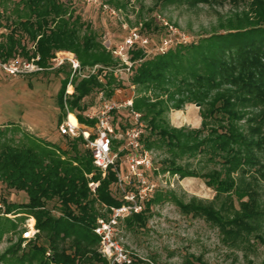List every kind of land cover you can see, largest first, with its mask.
I'll return each instance as SVG.
<instances>
[{
	"label": "trees",
	"instance_id": "1",
	"mask_svg": "<svg viewBox=\"0 0 264 264\" xmlns=\"http://www.w3.org/2000/svg\"><path fill=\"white\" fill-rule=\"evenodd\" d=\"M103 1L115 9L125 6L123 0ZM162 1L192 6L224 0ZM229 1L247 5V10L239 14L247 21L243 26L231 24L224 31L152 54L145 46L135 44L130 50L133 64L129 79L136 90L133 109L141 113L145 122L144 146L168 156L161 162L162 173L177 174L180 178L202 176L217 194L233 193L237 199L248 196L240 207L251 210L237 220L239 232L223 230L224 238L235 235L237 240L252 232L250 222L264 217V210H252L256 186L247 182L241 187L233 176L240 170L243 172L244 165L259 163L256 152L264 154V0ZM72 4L71 0H0V28L5 29L0 33V57L38 55L37 63L49 67L54 53L65 51L74 54L81 67L98 64L97 73L82 78L73 74L70 79L72 71L67 64L56 69V73L64 74L57 93L58 106L63 109V95L71 81L74 90L66 97V107L78 111L79 121L85 122L82 112L93 103H86L85 98L98 90L111 97L122 81L114 74L118 59L102 45L97 31L75 12ZM140 23L139 32L144 34L164 28L151 18ZM100 74L104 76L102 80ZM187 103L200 105L202 127L209 120L218 123L209 138L193 141L195 131L176 128L167 120L166 112L181 109ZM247 108H261L263 113L247 116L244 130L240 121ZM63 110L65 116L67 110ZM254 122L256 125L251 126ZM64 137L67 145L61 147L21 130L15 123L0 127V183L26 195V200L20 203L2 199L5 212L19 214V220L34 217L38 229L36 236L27 240L25 249H21L25 239L19 234L18 243L0 254V263L109 264L97 250L99 237L93 228L98 216H105L110 206L121 203L114 188L116 172L110 168L102 177L83 138ZM198 153L205 155L200 162L219 167L199 173L190 168L191 163H177L178 159L195 157ZM238 180L241 181L240 177ZM90 181L98 182L95 192L88 186ZM161 196L156 191L141 213L125 217L122 220L125 227L145 226L150 206ZM49 202L54 205L49 207ZM184 207L223 229L224 219L212 207L193 204ZM17 228V222L0 216V241L6 232L17 233ZM130 264L148 263L132 257Z\"/></svg>",
	"mask_w": 264,
	"mask_h": 264
},
{
	"label": "rangeland",
	"instance_id": "2",
	"mask_svg": "<svg viewBox=\"0 0 264 264\" xmlns=\"http://www.w3.org/2000/svg\"><path fill=\"white\" fill-rule=\"evenodd\" d=\"M71 1L75 12L97 31L98 38L105 48L120 43L130 30H139L140 22L144 20L151 18L156 24H163L164 28L161 31L151 29L147 34L141 33L148 38L145 49L150 54L158 52L165 39L170 40V43L163 47L164 51L169 46L178 43L187 44L213 32L224 31L231 27V24L235 27L243 26L247 22L239 15L248 8L242 1L233 3L224 0L213 4L190 6L186 3H169L162 0H123L125 6L119 9H115L110 4H105L106 8L103 7V0ZM49 65L47 69L24 76H9L0 71V127L4 128L8 123H15L21 130L33 136L66 147L67 139L59 134L58 125L65 117L63 109L67 108L66 97L73 92L74 87L73 84L68 87V84L66 85L71 93L66 97L64 93L62 109L56 99L64 74L56 73V69L60 66H53L50 60ZM80 68L81 71L75 73L71 68L72 76L74 74L82 78L83 75L95 74L100 66L98 65L94 72V66L80 65ZM114 74L122 81V86L117 87L111 97L119 99L126 96L133 97L136 90L130 82L129 74L122 69ZM103 77V74H100V80ZM100 91L102 90L86 97L85 102H97L96 95ZM197 104L187 103L181 109H170L165 115L171 126L195 131L192 140L202 141L209 138L211 129H216L218 123L209 120L202 127L200 105ZM244 112L245 117L240 124L246 130L244 126L246 117L252 114L260 115L263 110L247 108ZM250 125L255 126L256 123ZM152 152L153 162L160 168L161 162L168 156L160 150ZM256 154L258 159L256 162L259 163L244 165V171L240 170L233 176L241 187L247 182L256 186L254 191L256 201L252 210H264V154L259 152ZM204 158L205 155L198 153L195 157L178 159L177 163L181 165L191 163L190 168H194L199 173L219 167L215 163L203 164L200 160ZM239 177L241 181L238 180ZM156 183L162 196L150 206L145 226L128 229L122 221L118 225L115 240L126 250L131 259L137 258L148 264H264V217L250 222L254 227L250 234L239 236L237 240L235 235L223 237V230L239 232V227L236 226L239 225L236 224L239 223L237 220L240 215L251 210L240 207L241 202L248 201L247 195L237 199L233 193L229 195L230 197L226 192L217 194L213 186L206 185L202 176L180 178L178 175V178H173L169 174H162ZM4 198L6 202L20 203L26 200V195L21 191L9 190L0 183V200L3 205ZM188 204L212 207L211 209L224 219L223 229L213 221L207 220L204 215L189 211L184 207ZM53 205L54 202L48 203L49 207ZM6 213L4 205L3 215L17 222L18 228L17 233L13 231L4 233L0 241V254L18 243L19 236H22V231L29 222L28 216L19 220V214L9 212L11 216H8L5 215ZM27 243V240L22 241L21 249H25ZM97 250L100 253L99 245ZM21 252L19 251L18 254ZM106 260L112 264L111 260L107 258Z\"/></svg>",
	"mask_w": 264,
	"mask_h": 264
},
{
	"label": "built area",
	"instance_id": "3",
	"mask_svg": "<svg viewBox=\"0 0 264 264\" xmlns=\"http://www.w3.org/2000/svg\"><path fill=\"white\" fill-rule=\"evenodd\" d=\"M103 7L107 6L103 4ZM4 30L0 28V33ZM169 43L170 40L165 39L158 52H163V47ZM135 44L148 45V38L137 29L130 30L120 43L107 46V49H110L119 60L120 65L114 69V72L119 73L122 69L130 73L133 64L130 60V50ZM38 60V55L31 58L21 55H14L8 59L0 57V71L9 76H24L48 68L40 66ZM50 62L56 67L68 63L73 73L82 69L74 54L65 51H56ZM96 67L98 64L94 65L93 72ZM71 84L68 83L67 87ZM65 91V97L71 93L68 88ZM96 99L97 102H93L82 112L85 122L79 121L78 111H69L66 108V115L58 125V132L61 136L69 138H83L85 147L90 151L92 162L101 171L102 177L110 168L115 170L114 188L121 203L118 206H110L105 216H98L93 231L99 237V251L104 257L111 260L112 264H129L131 257L115 240L119 223L125 217L144 210L146 202L159 190L156 180L162 177V174H169L173 178H178V175L162 173L160 168L155 166L152 159L153 150L147 149L142 142L145 122L141 118V113L133 109L132 96L123 99L106 97L103 91H100ZM69 114L75 117L76 124L70 122ZM97 185V181L88 183L92 192L96 191ZM3 214L4 205L0 200V215ZM5 215L11 216L10 213ZM28 218L29 222L22 231L25 240L33 238L38 233L34 217L28 216Z\"/></svg>",
	"mask_w": 264,
	"mask_h": 264
},
{
	"label": "bare ground",
	"instance_id": "4",
	"mask_svg": "<svg viewBox=\"0 0 264 264\" xmlns=\"http://www.w3.org/2000/svg\"><path fill=\"white\" fill-rule=\"evenodd\" d=\"M69 120L73 124H76L77 123L75 117L72 114H69Z\"/></svg>",
	"mask_w": 264,
	"mask_h": 264
},
{
	"label": "water",
	"instance_id": "5",
	"mask_svg": "<svg viewBox=\"0 0 264 264\" xmlns=\"http://www.w3.org/2000/svg\"><path fill=\"white\" fill-rule=\"evenodd\" d=\"M197 105H199V104H197Z\"/></svg>",
	"mask_w": 264,
	"mask_h": 264
}]
</instances>
